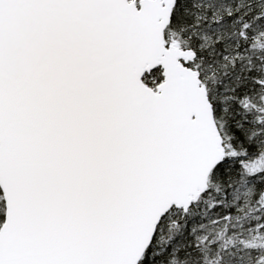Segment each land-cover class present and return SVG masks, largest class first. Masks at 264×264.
Wrapping results in <instances>:
<instances>
[{
	"label": "snow or ice",
	"instance_id": "6c2138e0",
	"mask_svg": "<svg viewBox=\"0 0 264 264\" xmlns=\"http://www.w3.org/2000/svg\"><path fill=\"white\" fill-rule=\"evenodd\" d=\"M0 264H264V0H0Z\"/></svg>",
	"mask_w": 264,
	"mask_h": 264
}]
</instances>
